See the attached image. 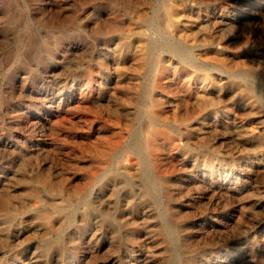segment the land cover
<instances>
[{
    "label": "rangeland",
    "instance_id": "rangeland-1",
    "mask_svg": "<svg viewBox=\"0 0 264 264\" xmlns=\"http://www.w3.org/2000/svg\"><path fill=\"white\" fill-rule=\"evenodd\" d=\"M0 264H264V0H0Z\"/></svg>",
    "mask_w": 264,
    "mask_h": 264
},
{
    "label": "bare ground",
    "instance_id": "bare-ground-1",
    "mask_svg": "<svg viewBox=\"0 0 264 264\" xmlns=\"http://www.w3.org/2000/svg\"><path fill=\"white\" fill-rule=\"evenodd\" d=\"M184 1H185V0H184ZM182 12H183V11H182ZM169 14H170V13H169ZM184 14H185V13H183V15H184ZM185 15H186V14H185ZM181 17H182V16H181ZM181 17H180V15H179V18H180V19H181ZM185 18H186V17H185ZM145 22H146V21H145ZM185 22H186V21H185ZM178 23H179V22H178ZM186 23H187V22H186ZM132 25H133V24H132ZM130 26H131V25H130ZM134 26H135V25H134ZM179 26H180V25H179ZM149 27H150V26H149ZM151 27H152V26H151ZM145 28H146V25H145ZM179 28H180V27H179ZM137 29H138V28H137ZM148 29H149V28H148ZM148 29H147V30H148ZM129 31H130V30H129ZM138 31H139V30H138ZM138 31H137V32H138ZM186 31H187V30H186ZM186 31H185V33H186ZM140 32H141V31H140ZM140 32H139V33H140ZM182 32H183V30H182ZM130 33H131V32H130ZM157 33H158V32H157ZM133 34H134V33H133ZM154 34H155V33H154ZM154 34H153V35H154ZM159 35H160V34H159ZM162 37H163V36H162ZM126 38H127V37H126ZM159 38H160V37H159ZM124 39H125V38H124ZM155 39H156V38H155ZM128 41H129V39H128ZM143 41H144V40H143ZM143 41H142V42H143ZM156 41H157V40H156ZM174 41H175V40H174ZM142 42H141V43H142ZM160 42H161V39H160ZM122 43H123V42H122ZM133 43H134V42H133ZM164 43H166V42H164ZM169 43H170V42H169ZM135 44H136V43H135ZM146 44H148V41H147ZM172 44H173V43H172ZM165 45H166V44H165ZM168 45H170V44H168ZM168 45H167V46H168ZM182 45H183V44H182ZM122 46H123V45H122ZM137 46H138V45H137ZM165 47H166V46H165ZM182 47H183V46H182ZM135 48H136V47H135ZM139 48H140V47H138V49H139ZM141 48H142V47H141ZM173 48H174V47H173ZM173 48H172V49H173ZM180 49H181V48H180ZM133 50H134V49H133ZM144 50H146V48H145ZM173 50H174V49H173ZM182 50H183V49H182ZM134 51H135V50H134ZM168 51H170V50L168 49ZM184 51H185V50H184ZM174 52H175V50H174ZM184 53H185V52H184ZM122 54H123V53H122ZM153 54H154V53H153ZM155 54H156V53H155ZM105 55H106V54H105ZM117 55H118V54H117ZM108 56H109V55H108ZM121 56H122V55H121ZM129 56H130V55H129ZM115 57H116V56H115ZM172 57H173V56H172ZM182 57H183V56H182ZM186 57H187V56H186ZM195 57H196V56H195ZM168 58H169V57H168ZM192 58H193V57H191V59H192ZM197 58H198V57H197ZM125 59H126V58H125ZM131 59H132V58H131ZM151 59H152V58H151ZM183 59H184V58H183ZM189 59H190V58H189ZM191 59H190V60H191ZM198 60H200V59H198ZM105 61H106V60H105ZM167 61H168V60H167ZM176 61H177V60H176ZM181 61H183V60H181ZM191 61L193 62V60H191ZM200 61H201V60H200ZM200 61H199V62H200ZM123 62H124V61H123ZM143 62H144V61H143ZM147 62H148V61H147ZM189 62H190V61H189ZM202 62H204V61H202ZM172 63H173V62H172ZM174 63H175V62H174ZM114 64H115V63H114ZM149 64H150V62H149ZM152 64H153V63H152ZM168 64H169V63H168ZM119 65H121V64H119ZM131 65H132V62H131ZM111 66H112V65H111ZM161 66H163V65H161ZM128 67H129V66H128ZM148 67H149V66H148ZM158 67H159V66H158ZM178 67H179V66H178ZM109 69H110V68H109ZM111 69H112V68H111ZM143 69H144V68H143ZM150 69H151V68H150ZM178 69H179V68H178ZM185 69H186V68H185ZM156 70H157V69H156ZM163 70H164V69H163ZM172 70H173V69H172ZM172 70H171V71H172ZM175 70H176V69H175ZM179 70H180V69H179ZM145 71H146V70H145ZM160 71H161V70H160ZM164 71H165V70H164ZM173 71H174V70H173ZM189 71H190V70H189ZM45 72H46V70H45ZM49 72H50V71H49ZM157 72H158V70H157ZM158 74H159V73H158ZM173 74H174V73H173ZM48 75H49V74H48ZM76 75H77V74H76ZM103 75H105V74L103 73ZM77 76H78V75H77ZM110 76H111V75H110ZM148 76H149V75H148ZM204 76H205V75H204ZM143 77H144V76H143ZM83 78H85V77H83ZM109 78H110V77H109ZM144 78H145V77H144ZM198 78H199V77H198ZM200 78H201V77H200ZM100 79H101V78H100ZM133 80H134V79H133ZM135 80H136V79H135ZM165 80H166V79H165ZM205 80H206V79H205ZM47 81H48V80H47ZM101 81H103V80H101ZM101 81H100L99 83H101ZM114 81H115V80H114ZM129 81L132 82V80H129ZM137 81H138V80H137ZM169 81H170V80H169ZM169 81H168V82H169ZM199 81L202 82L201 80H199ZM57 82H58V81H57ZM105 82H106V81H105ZM108 82H109V81H108ZM133 82H134V81H133ZM135 82H136V81H135ZM135 82H134V83H135ZM72 83H73V82H72ZM95 83H96V82H95ZM142 83H143V82H142ZM171 83H172V82H171ZM44 84H45V83H44ZM49 84H51V83H49ZM58 84H59V83H58ZM104 84H105V83H104ZM161 84H162V83H161ZM197 84H198V83H197ZM53 85H54V82H53ZM92 85H93V84H92ZM109 85H110V84H109ZM109 85H107V86H109ZM133 85H135V84H133ZM47 86H48V85H47ZM59 86H60V85H59ZM59 86H58V87H59ZM105 86H106V85H105ZM137 86H138V84H137ZM159 86H160V85H159ZM166 86H167V85H166ZM187 86H188V85H187ZM193 86H194V85H193ZM198 86H199V85H198ZM56 87H57V86H56ZM80 87H81V86H80ZM80 87H79V88H80ZM82 87H83V86H82ZM93 87H94V86H93ZM99 87H100V86H99ZM99 87H98V88H99ZM140 87H141V86H140ZM191 87H192V86H191ZM199 87H200V86H199ZM42 88H44V87H42ZM90 88H91V86H90ZM132 88H133V87H132ZM193 88H194V87H193ZM44 89H45V88H44ZM44 89H43V91H44ZM57 89H58V88H57ZM163 89H165V88H163ZM198 89H200V88H198ZM39 90H40V89H39ZM63 90H64V89H63ZM79 90H80V89H79ZM91 90H92V89H91ZM109 90H110V89H109ZM194 90H195V88H194ZM35 91H36V90H35ZM76 91H78V90H76ZM81 91H82V89H81ZM88 91H89V90H88ZM98 91H99V90H98ZM135 91H136V90H135ZM161 91H162V90H161ZM165 91H167V90H165ZM200 91H201V90H200ZM70 92H71V91H70ZM79 92H80V91H79ZM47 93H48V92H47ZM53 93H54V91H53ZM63 93H64V92H63ZM90 93H91V92H90ZM81 94H82V93H81ZM84 94H85V93H84ZM96 94H97V93H96ZM96 94H95V95H96ZM107 94H108V93H107ZM109 94H110V93H109ZM173 94H175V93H173ZM97 95H98V94H97ZM131 95H132V94H131ZM164 95H165V94H164ZM175 95H176V94H175ZM110 96H111V95H110ZM137 96H138V95H137ZM153 96H156V95H153ZM41 97H42V96H41ZM64 97H65V96H64ZM69 97H70V96H69ZM92 97H93V96H91V98H92ZM145 97H146V96H145ZM45 98H46V97H45ZM48 98H49V97H48ZM161 98H162V96H161ZM78 99H79V98H78ZM82 99H83V98H82ZM136 99H137V98H136ZM138 99H139V98H138ZM169 99H170V97H169ZM173 99H174V98H173ZM58 100H59V99H58ZM60 100H61V99H60ZM83 100H84V99H83ZM127 100H128V99H127ZM143 100L145 101V99H143ZM51 101H52V100H51ZM99 101H100V100H99ZM129 101H130V100H129ZM144 101H143V102H144ZM170 101H171V100H170ZM188 101H189V100H188ZM45 102H46V101H45ZM52 102H53V101H52ZM59 102H60V101H59ZM62 102H63V101H62ZM78 102H79V101H78ZM82 102H83V101H82ZM94 102H95V101H94ZM97 102H98V100H97ZM162 102H163V101H162ZM167 102H169V101H167ZM196 102H197V101H196ZM46 103H47V102H46ZM70 103H71V102H70ZM92 103H93V102H92ZM131 103H132V102H131ZM154 103H155V102H154ZM156 103H157V102H156ZM156 103H155V104H156ZM170 103H171V102H170ZM36 104H37V103H36ZM36 104H35V105H36ZM78 104L81 105L80 103H78ZM165 104H168V103H165ZM35 105H34V106H35ZM46 105H47V104H46ZM50 105H51V104H50ZM58 105H59V104H58ZM66 105H67V104H66ZM86 105H87V104H86ZM148 105H149V104H148ZM47 106H48V105H47ZM74 106H75V105H74ZM82 107H83V106H82ZM145 107H146V106H145ZM195 107H196V106H195ZM75 108H76V107H75ZM148 108H149V107H148ZM202 108H203V107H202ZM35 109H36V107H35ZM48 109H49V108H48ZM51 109H52V108H51ZM54 109H55V108H54ZM70 109H71V108H70ZM72 109H73V108H72ZM87 109H88V107H87ZM132 109H133V108H132ZM41 110H42V109H41ZM133 110H134V109H133ZM137 110H138V109H137ZM139 110H140V109H139ZM166 110H167V109H166ZM201 110H202V109H201ZM18 111H19V110H18ZM39 111H40V110H39ZM141 111H143V109H142ZM156 111H157V110H156ZM156 111H155V112H156ZM196 111H197V110H196ZM42 112H43V111H42ZM124 112H125V111H124ZM124 112H123V113H124ZM153 112H154V110H153ZM193 112H194V111H193ZM23 113H25V111H24ZM64 113H65V111H64ZM127 113H128V112H127ZM143 113H144V112H143ZM19 114H20V113H19ZM124 114H125V113H124ZM162 114H164V113H162ZM193 114H194V113H193ZM58 115H59V113H58ZM196 115H197V114H196ZM19 116H20V115H19ZM62 116H63V115H62ZM133 116H134V115H133ZM136 116H137V115H136ZM45 117H46V116H45ZM129 117H130V116H129ZM131 117H132V116H131ZM159 117H161V116L159 115ZM159 117H158V118H159ZM198 117H199V116H198ZM58 118H59V117H58ZM126 118H127V117H126ZM145 118H146V117H145ZM168 118H169V117H168ZM168 118H167V119H168ZM170 118H171V117H170ZM187 118H188V117H187ZM24 119H25V118H24ZM47 119H48V118H47ZM112 119H113V118H112ZM127 119H128V118H127ZM139 119H140V118H139ZM167 119H166V120H167ZM172 119H173V118H172ZM32 120H33V119H32ZM32 120H31V122H32ZM52 120H53V119H52ZM114 120H115V119H114ZM130 120H131V119H130ZM147 120H148V119H147ZM176 120H177V118H176ZM176 120H175V121H176ZM196 120H197V119H196ZM25 121H26V120H25ZM106 121H107V119H106ZM138 121H139V120H138ZM145 121H146V120H145ZM175 121H173V122H175ZM180 121H182V120H180ZM191 121H192V120H191ZM193 121H195V120L193 119ZM31 122H30V123H31ZM50 122H51V121H50ZM108 122H109V121H108ZM120 122H121V121H120ZM141 122H142V121H141ZM154 122H155V121H154ZM184 122H185V121H184ZM195 122H196V121H195ZM195 122H194V123H195ZM149 123H151V122H149ZM175 123H176V122H175ZM197 123H198V122H197ZM200 123H201V122H200ZM52 124H53V123H52ZM125 124H126V123H125ZM127 124H128V123H127ZM127 124H126V125H127ZM187 124H188V123H187ZM201 124H202V123H201ZM26 125H27V124H26ZM133 125H135V124H133ZM142 125H143V124H142ZM175 125H176V124H175ZM178 125H179V124H178ZM185 125H186V124H185ZM188 125H189V124H188ZM192 125H193V124H192ZM197 125H198V124H197ZM33 126H34V125H33ZM50 126H52V125H50ZM110 126H111V125H110ZM113 126H114V125H113ZM137 126H138V125H137ZM137 126H136V127H137ZM158 126H159V125H158ZM165 126H166V125H165ZM193 126H194V125H193ZM198 126H199V125H198ZM35 127H36V126H35ZM42 127H43V126H42ZM119 127H120V124H119ZM146 127H147V126H146ZM146 127H145V129H146ZM203 128H204V127H203ZM32 129H33V128H32ZM35 129H36V128H35ZM41 129H42V128H41ZM104 129H105V128H104ZM115 129H116V128H115ZM117 129H118V128H117ZM123 129H124V128H123ZM128 129H129V128H128ZM189 129H190V128H189ZM199 129H200V128H199ZM135 130H136V128H135ZM183 130H184V129H183ZM33 131H34V130H33ZM45 131H46V130H45ZM146 131H147V130H146ZM151 131H152V130H151ZM203 131H204V130H203ZM34 132H35V131H34ZM113 132H115V131H113ZM139 132H140V131H139ZM46 133H47V132H46ZM111 133H112V131H111ZM124 133H125V132H124ZM149 133H151V132L149 131ZM149 133H146V134H149ZM187 133H189V132H187ZM193 133H194V132H193ZM195 133H196V132H195ZM43 134H44V133H43ZM127 134H129V133H127ZM158 134H159V133H157V132H155V133L153 132L152 134H149L148 137H147V135H146V137H147L146 140L148 141L149 147H150L152 150H153V148H156V147L158 146V139H157V138H158ZM181 134H182V133H181ZM45 135H46V134H45ZM122 135H123V134H122ZM160 135H161V134H160ZM186 135H187V134H186ZM187 136H188V135H187ZM199 136H200V135H199ZM124 137H125V136H124ZM163 137H164V136H163ZM165 137H166V136H165ZM169 137H170V136H169ZM115 138H116V137H115ZM159 138H160V137H159ZM171 138H172V137H171ZM176 138H177V137H176ZM117 139H118V138H117ZM120 139H121V138H120ZM177 139H178V138H177ZM34 140H35V138H34ZM40 140H41V138H40ZM125 140H126V139H125ZM128 140H129V139H128ZM141 140H142V139H141ZM180 140H181V139H180ZM121 141L124 142V139H122ZM162 141H163V140H162ZM166 141H168V139H167ZM185 141H186V140H185ZM188 141H189V139H188ZM23 142H24V141H23ZM112 142H113V141H112ZM112 142H111V143H112ZM114 142H115V141H114ZM159 142H160V141H159ZM177 142H178V140H177ZM190 142H192V141L190 140ZM55 143H56V142H55ZM118 143L120 144V142H118ZM172 143H173V142H172ZM37 144H38V143H37ZM98 144H99V143H98ZM102 144H103V142H102ZM164 144H165V143H164ZM174 144H176V143H174ZM174 144H173V145H174ZM185 144H186V143H185ZM33 145H34V144H33ZM45 145H46V144H45ZM47 145H48V144H47ZM55 145H56V144H55ZM93 145H94V144H93ZM115 145H116V144H115ZM125 145H126V144H125ZM161 145H162V144H161ZM173 145H172V146H173ZM189 145H190V144H189ZM189 145H188V146H189ZM13 146H14V145H13ZM39 146H40V145H39ZM49 146H50V145H49ZM119 146H120V145H119ZM119 146H118V147H119ZM172 146H171V147H172ZM43 147H44V146H43ZM90 147H91V146H90ZM120 147H121V146H120ZM144 147H145V146H144ZM20 148H21V147H20ZM49 148H50V147H49ZM121 148H122V147H121ZM161 148H162V147H161ZM117 149H118V148H117ZM171 149H172V148H171ZM173 149H174V148H173ZM114 150H115V148H114ZM118 150H119V149H118ZM175 150H176V149H175ZM175 150H173V151H175ZM97 151H98V150H97ZM173 151H172V152H173ZM178 151H179V150H178ZM112 152H113V151H112ZM115 152H116V151H115ZM115 152H114V153H115ZM143 152H144V151H143ZM186 152H187V151H186ZM186 152H185V153H186ZM154 153H155V152L153 151L152 154L155 155ZM177 153H178V152H177ZM92 154H93V153H92ZM167 154H168V153H167ZM167 154H166V155H167ZM180 154H181V153H180ZM89 155H90V154H89ZM103 155H104V157L106 158V160H109L110 156L113 155V154H112L110 151H107V150H106V151L103 152ZM159 155H160V154H159ZM162 156H163V155H162ZM162 156H161V157H162ZM97 157H98V156H97ZM155 157H156V156H155ZM157 157H159V156H157ZM165 157H166V156H165ZM174 157H175V156H174ZM100 158H101V157H100ZM112 158H113V157H112ZM87 159H88V158H87ZM149 159H150V158H149ZM153 159H154V158H153ZM150 160H151V159H150ZM160 160H161V159H160ZM168 160H169V159H168ZM166 161H167V160H166ZM90 162H91V161H90ZM93 162H94V161H93ZM104 162H105V161H104ZM106 162H107V161H106ZM129 162H130V161H129ZM160 162H161V161H160ZM174 162H175V161H174ZM96 163H97V162H96ZM175 163H176V162H175ZM183 163H184V162H183ZM87 164H88V162H87ZM98 164H99V163H98ZM103 164H104V163H103ZM100 165H101V164H100ZM131 166H132V165H131ZM134 166H136V165H134ZM169 166H170V165H169ZM177 166H178V165H177ZM179 166H180V165H179ZM81 167H82V166H81ZM84 167H85V166H84ZM84 167H83V168H84ZM161 167H162V166H161ZM181 167H182V166H181ZM184 167H185V166H184ZM97 168H98V167H97ZM97 168H96V170H98ZM179 168H180V167H179ZM90 169H91V168H90ZM115 169H116V168H115ZM123 169H124V168H123ZM123 169H122V170H123ZM162 169H163V168H162ZM180 169H181V168H180ZM186 169H187V168H185V170H186ZM88 170H89V169H88ZM88 170H87V171H88ZM127 170H128V169H127ZM130 170H131V169H130ZM130 170L128 171V173L130 172ZM133 170H134V168L132 169V171H133ZM84 171H85V170H84ZM165 171H166V169H165ZM167 171H168V170H167ZM181 171H182V170H181ZM92 172H93V173H92ZM97 172H98V171H97ZM97 172H94V171L92 170L91 173H90V171H89L90 174L88 175L87 180L84 179V181H86V183H85V187H84V188H86V186H87V188H89V187L92 186V184L94 183L96 177H99V176L96 175ZM101 172H102V171H101ZM162 172H163V170L161 171L160 176H161ZM174 172H175V171H174ZM124 173H125V172H124ZM170 173H171V172H170ZM178 174H179V173H178ZM164 175H165V174H164ZM48 176H49V175H48ZM50 176H51V175H50ZM162 176H163V175H162ZM165 176H166V175H165ZM183 176H184V175H183ZM80 177H81V176H80ZM132 177H133V176H132ZM48 178H49V177H48ZM29 179H30V178H29ZM149 179H150V178H149ZM177 179H178V178H177ZM80 180H81V179H80ZM139 180H140V179H139ZM38 182H39V181H38ZM74 182H75V181H74ZM76 182H77V181H76ZM70 183H71V182H70ZM120 183H121V182H120ZM136 183H137V181H136ZM163 183H164V182H163ZM118 184H119V183H118ZM122 184H123V183H122ZM38 185H39V184H38ZM71 185H72V183H71ZM14 186H15V185H14ZM72 186H73V185H72ZM75 186H76V185H75ZM75 186H74V187H75ZM34 187H35V186H34ZM122 187H123V186H122ZM84 188H76V189L73 191V192H74L73 194H77V195H78V194H81V195H82V194L84 193ZM120 188H121V187H120ZM137 188L139 189V187H137ZM31 189H32V188H31ZM92 189H93V188H92ZM32 190H33V189H32ZM97 190H98V189H97ZM157 190H158V189H157ZM30 191H31V190H30ZM85 193H86V192H85ZM108 193H109V192H108ZM62 194H63V193H62ZM158 194H159V192H158ZM102 195H103V194H102ZM102 195H101V196H102ZM107 195H108V194H107ZM140 195H141V194H140ZM73 196H74V195H73ZM167 196H168V194H167ZM28 197H29V196H28ZM33 197H34V196H33ZM95 197H96V195H95ZM97 197H98V196H97ZM78 198H79V197H78ZM78 198H77V199H78ZM101 198H102V197H101ZM162 198H163V197H162ZM89 199H90V198H89ZM128 199H129V197H128ZM54 200H55V199H54ZM86 200H87V199H86ZM138 200H139V199H138ZM183 200H184V199H183ZM35 201H36V199H35ZM48 201H49V200H48ZM55 201H57V200H55ZM58 201H59V200H58ZM82 201H83V200H82ZM106 201H107V200H106ZM28 202H29V201H28ZM30 202H31V201H30ZM52 202H53V201H52ZM63 202H64V201H63ZM72 202H73V201H72ZM85 202H86V201H85ZM34 203H35V202L33 201V204H34ZM50 203H51V202H50ZM58 203H60V202H58ZM65 203H66V201H65ZM74 203H75V202H74ZM99 203H100V202H99ZM127 203H128V202H127ZM177 203H178V202H177ZM16 204H17V203H16ZM55 204H56V203H55ZM129 204H130V202H129ZM149 204H150V203H149ZM17 205H18V204H17ZM37 205H38V204H37ZM48 205H50V204L48 203ZM85 205H87V204H85ZM92 205H93V203H92ZM94 205H95V204H94ZM99 205H100V204H99ZM182 205H183V204H182ZM18 206H19V205H18ZM31 206H32V205H31ZM31 206H30V207H31ZM50 206H52V205H50ZM90 206H91V205H90ZM129 206H130V205H129ZM144 206H145V205H144ZM16 207H17V206H16ZM97 207H98V206H97ZM146 207H147V206H146ZM146 207H145V209H146ZM161 207H162V206H161ZM22 208H23V207H22ZM82 208H83V207H82ZM90 208H91V207H90ZM106 208H107V207H106ZM20 209H21V207H20ZM38 209H40V208H38ZM112 209H113V207H112ZM161 209H162V208H161ZM14 210H15V209H14ZM49 210H50V209H49ZM130 210H131V208H130ZM143 210H144V209H143ZM15 211H16V210H15ZM16 212H17V211H16ZM130 212H131V211H130ZM153 212H154V211H153ZM169 212H170V210H169ZM52 213H53V212H52ZM124 213H125V212H124ZM140 213H141V212H140ZM149 213H150V212H149ZM46 214H47V213H46ZM127 215H128V214H127ZM145 215H146V214H145ZM29 216H30V215H29ZM142 216H143V214H142ZM153 216H154V215H153ZM27 217H28V216H27ZM47 217H48V216H47ZM47 217H46V218H47ZM49 217H50V216H49ZM53 217H54V216H53ZM146 217H147V216H146ZM51 218H52V217H51ZM55 218H56V217H55ZM55 218H54V219H55ZM149 218H150V217H149ZM48 219H49V218H48ZM140 219H141V218H140ZM45 220H46V219H45ZM28 221H29V220H28ZM52 221H53V220H52ZM25 222H26V221H25ZM37 222H38V221H37ZM26 223H27V222H26ZM30 223H31V222H30ZM38 223H39V222H38ZM48 223H49V222H47V224H48ZM49 224H50V223H49ZM49 224H48V225H49ZM139 224H140V223H139ZM24 225H25V224H24ZM45 225H46V224H45ZM48 225H46V227H47ZM141 225H142V224H141ZM26 226H27V225H26ZM43 226H44V225H43ZM43 226H41V227H43ZM30 227H31V226H30ZM147 227H148V226H147ZM31 228H32V227H31ZM28 229H30V228H28ZM35 229H36V228H35ZM45 229H46V228H45ZM144 229H145V228H144ZM46 230H47V229H46ZM21 231H22V230H21ZM21 231H20V232H21ZM32 231H33V230H32ZM41 231H42V229H41ZM145 231H146V230H145ZM26 232H27V231H26ZM46 232H47V231H46ZM134 232H135V231H134ZM145 233H146V232H145ZM18 234H19V233H18ZM18 234H17V235H18ZM146 235H147V234H146ZM22 236H23V235H22ZM135 237H136V236H135ZM143 237H144V236H143ZM16 238H17V237H16ZM140 238H141V237H140ZM140 238H139V239H140ZM136 239H137V238H136ZM145 239H147V238H145ZM148 239H149V238H148ZM150 239H151V238H150ZM147 241H148V240H147ZM154 241H155V240H154ZM157 241H159V240H157ZM155 242H156V241H155ZM140 243H141V242H140ZM151 243H152V242H151ZM156 243H157V242H156ZM146 244H147V243H146ZM141 245H142V244H141ZM141 245H140V246H141ZM153 245H154V244H153ZM30 250H31V249H30ZM135 250H136V249H135ZM34 251H35V250H34ZM137 252H138V251H137ZM15 254H16V253H15ZM16 256H17V255H16ZM27 256H28V255H27ZM18 258H19V257H18ZM20 259H21V258H20ZM29 259H30V258H29ZM25 261H26V259H25ZM30 261H31V259H30Z\"/></svg>",
    "mask_w": 264,
    "mask_h": 264
}]
</instances>
